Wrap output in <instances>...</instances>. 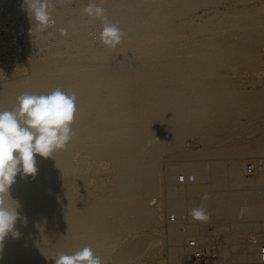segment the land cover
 <instances>
[{
  "label": "bare ground",
  "instance_id": "1",
  "mask_svg": "<svg viewBox=\"0 0 264 264\" xmlns=\"http://www.w3.org/2000/svg\"><path fill=\"white\" fill-rule=\"evenodd\" d=\"M13 1L0 27L20 13L30 37L0 46V110L56 88L76 110L66 146L10 187L21 235L0 264L85 246L102 264H264V0H92L124 34L114 49L90 0H50L42 33Z\"/></svg>",
  "mask_w": 264,
  "mask_h": 264
},
{
  "label": "clouds",
  "instance_id": "2",
  "mask_svg": "<svg viewBox=\"0 0 264 264\" xmlns=\"http://www.w3.org/2000/svg\"><path fill=\"white\" fill-rule=\"evenodd\" d=\"M21 7L35 22V32L42 33L55 25L50 15V0H23ZM81 14L100 21L99 39L104 46L114 49L121 42L124 34L106 15L104 7L90 0ZM59 32L61 36L67 35L66 28ZM75 101L74 93L56 88L46 94L22 93L11 110H0V256L5 237L21 235L14 230L20 215L19 205L10 198V187L18 174L22 178L36 175L35 156L50 157L71 140ZM208 197L205 193L203 199ZM9 201L17 206L13 208ZM191 216L195 221L210 219L203 207L192 209ZM53 260L55 264H102L101 257L88 246L72 254L57 253Z\"/></svg>",
  "mask_w": 264,
  "mask_h": 264
},
{
  "label": "rangeland",
  "instance_id": "3",
  "mask_svg": "<svg viewBox=\"0 0 264 264\" xmlns=\"http://www.w3.org/2000/svg\"><path fill=\"white\" fill-rule=\"evenodd\" d=\"M2 5L1 9H3L5 12L8 11L11 6L14 4L13 0H1ZM1 12V11H0ZM21 14L18 13L16 16L12 17L11 23L3 22L0 27V34L2 35V38H0V46L4 48L7 52H11L12 54L20 55L17 52V50H20L21 52L24 50V47L29 42V39L27 37H30V29L26 28H20L17 27L16 21L20 19ZM26 38L28 39L26 42ZM26 43V44H25ZM7 47V48H6ZM8 49V50H7Z\"/></svg>",
  "mask_w": 264,
  "mask_h": 264
},
{
  "label": "built area",
  "instance_id": "4",
  "mask_svg": "<svg viewBox=\"0 0 264 264\" xmlns=\"http://www.w3.org/2000/svg\"><path fill=\"white\" fill-rule=\"evenodd\" d=\"M178 181L180 183H185V182H190L191 183V182H193V177L192 176H188V177L179 176ZM170 220H172V219H170ZM190 246H193V245L190 243ZM259 248H260V251H259L260 260L262 262H264V244L260 243ZM193 256L192 257L194 259H197L198 257H199V260L201 259V256H199V253H197V252L194 253Z\"/></svg>",
  "mask_w": 264,
  "mask_h": 264
}]
</instances>
